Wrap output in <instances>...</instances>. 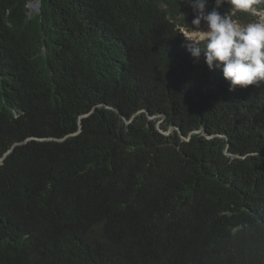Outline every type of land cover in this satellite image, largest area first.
I'll return each instance as SVG.
<instances>
[{
    "label": "trees",
    "instance_id": "trees-1",
    "mask_svg": "<svg viewBox=\"0 0 264 264\" xmlns=\"http://www.w3.org/2000/svg\"><path fill=\"white\" fill-rule=\"evenodd\" d=\"M194 17L0 0V264H264V82L196 61Z\"/></svg>",
    "mask_w": 264,
    "mask_h": 264
},
{
    "label": "clouds",
    "instance_id": "clouds-1",
    "mask_svg": "<svg viewBox=\"0 0 264 264\" xmlns=\"http://www.w3.org/2000/svg\"><path fill=\"white\" fill-rule=\"evenodd\" d=\"M186 2L195 13L194 35H184L192 57L199 61L203 56L209 70H221L230 92L264 82V22L243 25L233 19L237 12L263 15L264 11L252 8L258 0H216V7L208 12L205 11L208 0ZM222 3L231 5L230 14H221L218 10ZM202 22L203 30L200 28ZM4 159H0V163Z\"/></svg>",
    "mask_w": 264,
    "mask_h": 264
},
{
    "label": "water",
    "instance_id": "water-1",
    "mask_svg": "<svg viewBox=\"0 0 264 264\" xmlns=\"http://www.w3.org/2000/svg\"><path fill=\"white\" fill-rule=\"evenodd\" d=\"M29 8H30L32 11L36 12V13H40L41 2H40V1H37L36 3L31 4V5L29 6ZM3 159H4V158H3ZM1 160H2V159H1Z\"/></svg>",
    "mask_w": 264,
    "mask_h": 264
},
{
    "label": "rangeland",
    "instance_id": "rangeland-1",
    "mask_svg": "<svg viewBox=\"0 0 264 264\" xmlns=\"http://www.w3.org/2000/svg\"><path fill=\"white\" fill-rule=\"evenodd\" d=\"M222 4H225V3H222ZM256 22H264V14L262 15V14H258V19H257V21ZM204 28H201V30H203ZM183 34L186 36V37H188V36H192V35H194V32H192L191 34H188L187 32H184L183 31Z\"/></svg>",
    "mask_w": 264,
    "mask_h": 264
}]
</instances>
